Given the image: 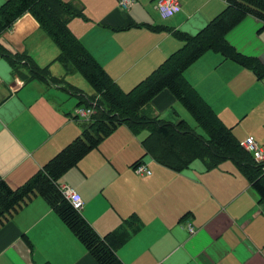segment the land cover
Here are the masks:
<instances>
[{
	"label": "crops",
	"instance_id": "obj_1",
	"mask_svg": "<svg viewBox=\"0 0 264 264\" xmlns=\"http://www.w3.org/2000/svg\"><path fill=\"white\" fill-rule=\"evenodd\" d=\"M155 1L136 0L123 11L116 0H61L82 10L83 16L69 20L70 32L123 91L183 46L172 31L196 34L227 5L225 0H179L180 10L163 18ZM6 2L0 0V7ZM262 27L248 16L226 40L243 58H258L264 65ZM58 55L56 43L29 12L0 33V177L12 189L25 184L81 133L72 91L34 76L44 69L50 77L93 95L81 74H66ZM183 75L237 141L250 138L240 132L247 125L256 130L254 141L264 143V77L210 51ZM152 103L150 111L161 118L177 102L163 91ZM138 135L119 125L58 179L83 199L81 217L99 236L116 232L119 260L264 264V201L235 163L225 160L208 169L204 161L194 160L177 173L143 156L141 141L147 134ZM140 159L150 174L135 173L133 164ZM185 220L194 234L180 227ZM46 263L97 264L37 194L0 224V264Z\"/></svg>",
	"mask_w": 264,
	"mask_h": 264
},
{
	"label": "trees",
	"instance_id": "obj_2",
	"mask_svg": "<svg viewBox=\"0 0 264 264\" xmlns=\"http://www.w3.org/2000/svg\"><path fill=\"white\" fill-rule=\"evenodd\" d=\"M225 2V10L198 33L189 35L180 30L172 31L183 41V46L131 90L123 91L70 32L69 20L83 16L80 8L61 0H7L0 7V33L8 30L16 18L25 12L33 15L56 43L59 49L56 60L66 74H81L93 89V95L88 96L63 80L50 77L44 69H37L34 76L51 84H64L78 99L77 106L91 108L93 113L89 122L82 123L79 136L21 187L12 189L0 177V224L39 194L97 264H123L115 253L120 244L116 232L99 236L58 190V179L77 167L83 157L97 149L101 141L121 124L136 135L146 130L147 136L141 141L143 156H150L177 173L186 170L194 160L204 161L208 169L215 168L225 160L234 162L247 177L251 189L264 201V165L255 163L251 155L243 150L231 129L223 125L183 75L189 65L210 51L249 68L259 78L264 77V65L258 58H243L226 40L227 35L248 16L260 21L264 28V0ZM163 91L169 92L191 114L205 137L196 134L185 120L171 123L150 111L152 101ZM139 163H142V159L135 162L133 167Z\"/></svg>",
	"mask_w": 264,
	"mask_h": 264
},
{
	"label": "built area",
	"instance_id": "obj_3",
	"mask_svg": "<svg viewBox=\"0 0 264 264\" xmlns=\"http://www.w3.org/2000/svg\"><path fill=\"white\" fill-rule=\"evenodd\" d=\"M116 3L118 8L123 11H129L135 5L136 0H116ZM155 8L163 18H168L175 15L180 10V3L179 0H156ZM92 113L93 110L85 106L78 107L75 111L76 118L78 117L79 120L82 119L85 122L90 121ZM239 145L245 152L251 155L255 163L264 165V146H259L252 138L244 139L239 142ZM133 169L135 173L139 175L150 174V171L144 163L135 165ZM58 190L62 198L72 207V209L81 215L84 203L80 195L68 185H58ZM180 227L187 230L190 235L195 232L189 220L183 221V223L180 224Z\"/></svg>",
	"mask_w": 264,
	"mask_h": 264
},
{
	"label": "rangeland",
	"instance_id": "obj_4",
	"mask_svg": "<svg viewBox=\"0 0 264 264\" xmlns=\"http://www.w3.org/2000/svg\"><path fill=\"white\" fill-rule=\"evenodd\" d=\"M189 71V69H188ZM75 96V95H73ZM78 100V99H77ZM83 105L77 106L74 110H73V115H75V111L78 107H82ZM76 117V115H75ZM161 118H163L164 120L171 122V123H175L177 119H181L183 118L184 120L187 121V123L189 124V126L195 131L196 134L204 136L205 137V133L198 127V125L196 124V122L194 121V119L192 118L191 114L188 113L183 106H181L179 103H176L174 107H172L171 109H169L166 114L164 116H161ZM76 119H79L78 117ZM82 123H86L84 120L80 119ZM261 123L257 125V128H260ZM256 130L251 129L249 126H242L240 128V132L242 135H249V137H252V134L255 133ZM147 131H142L141 133H139L140 135H138L139 138L145 137ZM253 139V137H252ZM256 141V140H255ZM259 143V144H258ZM257 144L259 146H264V143L258 142ZM145 161L147 162V158L145 159ZM195 163H201L200 161H196ZM60 184V183H59Z\"/></svg>",
	"mask_w": 264,
	"mask_h": 264
}]
</instances>
